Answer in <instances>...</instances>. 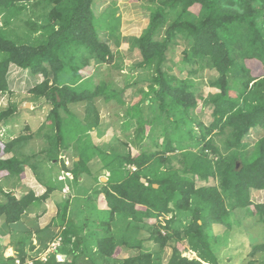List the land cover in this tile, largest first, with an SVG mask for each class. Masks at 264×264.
Instances as JSON below:
<instances>
[{
  "label": "trees",
  "instance_id": "trees-1",
  "mask_svg": "<svg viewBox=\"0 0 264 264\" xmlns=\"http://www.w3.org/2000/svg\"><path fill=\"white\" fill-rule=\"evenodd\" d=\"M94 1L0 0V92L8 89L6 75L11 63L42 74V81L30 92L50 105L46 123L39 127L50 131L44 133L50 148L43 150V158L52 167L61 162L63 169L71 173L70 178L57 176L58 188L62 190L63 180L72 188L71 179L76 183L83 174L91 176L94 165L103 163L109 170L103 187L93 191L94 197L102 193L109 207L108 216L99 221L106 231L100 238L85 235L95 242L97 250L92 255L101 258L102 264H162L161 251L142 248L137 255L117 261L121 245L138 241L136 237L143 232L160 249L170 245L167 264H219L216 248L229 232L216 237L210 233L211 225L220 223L232 229L235 224L244 225L248 216L254 217L250 218L249 228L255 223L264 224V203L250 199L252 189H264V0H147V25L138 37H133L131 45L135 44L140 53L136 67L154 72L147 77L146 89L133 91L140 98L129 106L123 123L127 130L128 117L135 118L130 139L139 152L133 155L129 149L124 150L122 146L125 148L127 143H119L115 137L108 144L109 151L107 146L87 143L75 155L77 161L71 159V166H66L61 155L68 154L64 149L68 147L69 134L76 130L79 138L81 132L98 125L95 100L122 101L123 92L116 88V78L108 74L109 68L105 73L100 67L114 60L99 30L114 34L105 25L117 20L118 28L117 8L111 12L107 9L102 23L95 17ZM18 29L19 35L15 32ZM40 30V36H33ZM181 44L184 67L176 76L164 64L171 49ZM79 54L80 59H76ZM91 61L99 72L98 82L96 74L82 71ZM197 70L213 74L207 83L215 91L205 98L192 77ZM198 101L210 109L208 125L193 114ZM73 104H86L87 116L84 122L72 119L70 128L66 118ZM147 109L151 117L144 112ZM16 110L13 103L0 110L1 126ZM255 131H261V135L250 141ZM222 135L226 139L220 146L216 139ZM29 137H0V177L20 179L24 174L30 160L23 147ZM8 153L12 154L7 156ZM132 164L136 166L134 171L127 169ZM33 165L37 170L39 164ZM209 177L215 180L212 184L198 186V180ZM44 182L47 190L43 197L56 189L51 179ZM0 191L5 197L0 201V215L6 224L18 221L37 199L33 191L20 198L11 191L3 192L1 185ZM90 199L91 196L87 202ZM67 206L68 203L60 213L62 224ZM240 209L246 212L245 217L234 215ZM69 225L57 234L34 229L41 243L42 237L50 241L61 238L54 252L48 253L45 260L34 259V264H79L81 255L91 254L87 239L83 240L76 226ZM183 241L187 249L196 253L195 257L182 255L179 246ZM57 253L65 259L57 260ZM249 253V264H264V241L253 242ZM25 255L19 248L18 257L24 260ZM13 259L0 264H11ZM90 262L101 264L91 258Z\"/></svg>",
  "mask_w": 264,
  "mask_h": 264
},
{
  "label": "crops",
  "instance_id": "crops-1",
  "mask_svg": "<svg viewBox=\"0 0 264 264\" xmlns=\"http://www.w3.org/2000/svg\"><path fill=\"white\" fill-rule=\"evenodd\" d=\"M95 2V1H94ZM119 5H122V0H118ZM95 4L93 3V11L95 14L96 19L99 18L104 11L106 10V7L103 11H100L99 7L97 10L94 8ZM124 10H127L129 7L128 5H122ZM137 6V4H135ZM37 10V9H36ZM102 10V9H101ZM39 11H42L41 8H39ZM115 15L119 18V24L117 28V37H111L107 31L105 30H99V36L101 40L106 41L107 44L109 45L111 53L114 55V60L113 64H115L116 67L119 69H112L114 71V78L116 82V88L119 90V92H123L122 94V101L120 99H113L109 101H105L104 99H97L95 100V105L98 108V114H99V122L98 125L95 127L90 128V130H86L81 132L79 138L76 135V137H71V139H68V147L67 149H64L68 153L65 155L70 160V164L66 166H71V159L77 161V157L75 155L81 151L84 150L85 145L89 142H91L93 145L97 146H107V151H109L110 146L108 143H105L106 140L108 139H103L101 143H96L94 140V135L99 136V138H103L107 136L108 129L104 128L103 126L105 123L104 121L101 120V114L102 112L106 111L105 107L111 108V107H116L114 110L115 114L119 113L120 117V122H118L119 125V131L120 133L123 134L124 138H127L128 141H126L127 145L124 150L129 149L130 151H135L136 153L139 152V150L134 146V144L131 142L130 137L134 135V130L136 126L135 118H129L130 120V127L129 129L125 130L123 127V123L125 121V118L127 117V111L129 106H132L135 104L138 99L140 98L139 94H133L134 90L137 89H146L147 86V78L142 79V78H137V80H128L127 75L130 73L131 76H138L142 74L143 72L151 73L153 74L151 70L149 69H140L136 67V64L140 61V53L139 49L135 47L134 45H131L133 37H138L143 28L147 25L146 24L142 27V29L138 33H133L131 28L127 29V24H126V17L124 14L121 13H115ZM136 23V20L132 21L130 24ZM127 30H129L127 32ZM38 33H34L33 36H37ZM118 41V42H117ZM120 50V51H119ZM119 52H121L122 57H124L126 60L130 61V67L128 69H122L120 64H117L118 58H119ZM82 54V53H81ZM165 67H170L172 66V61H171V55L168 56V60L165 61ZM114 66V65H112ZM101 70L104 71L105 73L107 72V69H104V65L100 66ZM86 69H90L89 71H86ZM169 70V69H166ZM83 72H91L96 74L97 76L95 77V81L98 82L100 79L99 72L94 68L92 61L91 63L85 67V69H82ZM110 72L108 71V74ZM7 84H8V89L7 91L3 92L4 97L0 96V107H3L1 105L4 104V102H7L8 106L10 103H13L16 107L17 110L21 107L32 110L37 107H41L42 105L45 106L46 104H49L48 102L44 101V99H38L35 98L34 95L30 92L38 83H40L43 79V76L41 73H34L28 68H22L19 67L15 64H10L8 67L7 71ZM129 95V96H128ZM128 96V98H127ZM14 98H19L15 99ZM118 105V109H117ZM29 106V107H27ZM42 106V107H43ZM5 108V107H4ZM68 115L69 113L76 114L77 118H73V122H78L82 121L84 122V119L86 120L87 116V105L86 104H76V105H71L68 107ZM3 109V108H2ZM16 110V112H17ZM38 110V109H36ZM118 110V111H117ZM114 114V115H115ZM67 115L68 119L66 123H71L72 120L71 118L69 119V116ZM116 116V115H115ZM125 116V117H124ZM118 117L114 120V122H117ZM43 120L41 119V124L37 127V130L33 131L30 130L32 133H28L30 135L29 140L26 142V144H33L32 139L34 138H40V141H38L39 151L35 150V147H31V150L34 149L33 153L27 156L28 152L26 149L24 150L25 155L29 158V163L26 164L25 169H24V175L25 178L28 180L27 182L18 179V180H8V178H3L0 177V185L2 188L3 192L11 191L13 194L14 189H17L18 194L16 195V192L13 194L16 198H20L21 196L25 195L28 191H33L34 195L37 197V199L34 201L36 203H39V206L35 208V205H33L30 210L27 212H24L21 216V218L10 224H6L4 221V217L0 215V262H8L11 258L13 259L15 256H18V250L19 248H23L26 255L25 257H35L36 253L38 252L37 250L41 248L39 254H44V250L48 247V244L51 242L49 238L44 239L42 237V243L37 239L36 233L34 232L35 228H39L40 230L42 229H47L49 230L50 234H57L59 231L63 229V227L68 223V225H74L79 229V232L82 236L88 235L86 232V226L85 228L82 227V225L89 224L91 223V227L93 230L90 232V235L93 234L95 235L96 232L99 230L100 224V213H105V211H108L109 207L104 201V195L102 193H98L96 197L93 195V191L96 189H101L103 187V184L106 183L108 176H109V170L105 168V166H99V165H94L93 172L91 176L88 174H83L79 179L78 182L74 183L72 182V188L70 187L69 183L64 181V184H68L69 186V192L67 194H64L58 186H60V183L57 182V172L56 170L54 173L52 172L53 169L49 168V163L48 161L43 158L45 155L42 154L43 150L45 148H50V143L47 142L46 136L42 132L38 131L39 127L42 124ZM44 122H46L44 120ZM4 125V124H3ZM19 128V127H18ZM17 128V129H18ZM124 129V130H123ZM20 131V130H18ZM95 132V134H93ZM257 132V131H255ZM18 132H15V136H18ZM84 134V136H83ZM20 135V134H19ZM73 135V134H72ZM114 136V135H112ZM11 137V138H14ZM81 137V138H80ZM115 137V136H114ZM89 138V139H88ZM81 139V140H80ZM111 139V138H110ZM26 146V145H25ZM24 146V147H25ZM23 147V148H24ZM119 150H123L120 145H118ZM63 152V151H62ZM61 152V153H62ZM12 153L6 154L7 156H10ZM36 154H41L42 156L36 160ZM33 158V161H31ZM44 159V163H39L40 160ZM96 160V158L94 159ZM33 163H36L37 165L39 164V167L37 170L35 169V166ZM93 163V161L91 162ZM57 164V163H56ZM65 164V163H64ZM131 166L135 165H129L127 166V169L130 171H134L131 169ZM136 167V166H135ZM62 170L60 171H65L63 167L61 168ZM97 178V180H96ZM47 179H51L52 182L54 183V187L56 189H52L47 192L46 196L43 197V194L47 190L46 183L44 182L47 181ZM35 182L34 184L39 185L40 189L42 191H39V193H35L34 187L31 186V183ZM71 181V180H70ZM62 185V186H63ZM34 188V189H33ZM1 193V191H0ZM0 201L2 199H5L3 194H0ZM3 196V197H2ZM91 196L93 199H90L91 201L87 202V198ZM250 199L252 200L253 203H264V189H252L250 191ZM76 200V201H75ZM33 202V203H34ZM68 203L67 206V214H66V221L64 224L60 222V213L64 207V205ZM89 203V204H88ZM73 204H76L73 206ZM92 206H88V205ZM94 208L93 213H95L98 218L95 215L90 216V218L86 215V210H90L89 208ZM78 210H82L81 215H79L77 212ZM38 215H41V219H38ZM234 215L237 217H245L246 212H243L241 209L240 210H235ZM168 217V216H167ZM77 218V220H75ZM70 220L73 223H69ZM78 220H80L78 222ZM250 222V221H249ZM251 223V222H250ZM69 225V226H70ZM115 224L111 227V230L114 229ZM219 230L220 232H217ZM227 232V227L223 226L220 223H214L211 225L210 228V233L216 237L222 238ZM103 233V232H100ZM49 237V236H48ZM138 241L133 240L129 245H121L120 251L118 252V255L116 256L117 261L119 259H124L130 256H135L137 255L141 248L147 251L151 252H159L161 251V258H162V264H167L170 255H171V247L170 245H166L164 248L160 249L157 245L156 242H154L148 234L142 233L139 236L136 237ZM222 245L216 248L217 249V256H218V261L219 264H224L220 262V256L219 254H222L226 248L229 245V239L224 243V240H221ZM254 240L252 241V243ZM249 248V252L251 251V245ZM84 244V243H83ZM184 246H186L185 241L182 242ZM140 245V246H139ZM33 246V248H31ZM230 246V245H229ZM89 249H91V254L92 255L94 252L97 250V246L95 242L89 243ZM83 248V246H81ZM188 256L189 258H193L196 256V253L189 250ZM187 251V252H188ZM43 252V253H42ZM123 252H129V255H124ZM248 252V254H250ZM251 257V255H249ZM252 258V257H251ZM79 264H90L89 260V253L80 256L79 257ZM251 260V259H250ZM249 260V261H250ZM230 261V260H229ZM249 261L247 264H249Z\"/></svg>",
  "mask_w": 264,
  "mask_h": 264
},
{
  "label": "rangeland",
  "instance_id": "rangeland-1",
  "mask_svg": "<svg viewBox=\"0 0 264 264\" xmlns=\"http://www.w3.org/2000/svg\"><path fill=\"white\" fill-rule=\"evenodd\" d=\"M122 3H123L122 5H128L129 8L127 10H124L123 6L119 5L118 0H114V1L113 0H95L94 8L97 10V8L99 7L100 11H103L106 7V10L104 11V13L107 11V9L109 12H111L115 8H117V10H115V13L124 14V16L126 17V24L128 25L127 29L132 27L131 31L133 33H138L142 29V27L146 24V22L148 21L149 10L147 9V4L149 2L147 0H143V1L122 0ZM135 4H137V6H135ZM28 13H30V12H28ZM104 13L99 18H97V19L101 18L100 21H102V23H103L102 16L104 15ZM134 20H136V23L130 24ZM110 24H111V26H110ZM116 24H117V20L110 21L109 24L107 23L105 25V27H109L110 30L114 33V34H111L110 36L115 37V38H117L115 36V34H118ZM101 26H103V24ZM20 30L21 29H18L15 32H17V34L19 35ZM22 31L24 32L23 29H22ZM128 31L129 30H127V32ZM9 32H10V30H9ZM11 33H9V35ZM40 33H41V30L39 31L37 36H40ZM12 34L14 35L13 39L17 40V38L15 37L16 34H14V33H12ZM21 34L23 35V33H21ZM9 35H6V36H9ZM42 36H44V34ZM183 46L184 45L181 44V46L178 45V46H175L173 49H171L170 55H171L172 66H170L169 70H168L170 72V74H174L177 76V75L181 74V72H182L180 69H182L184 67V64L182 63ZM76 59H80V54L76 57ZM108 64L109 65L103 64L105 67L104 69L109 68V72L111 74H114V71L112 69H119L118 67L111 66V65H114L113 61L108 63ZM117 64H120L122 69H128V67H130V61H128L124 57H122L121 52H119V58H118ZM212 75H213L212 72L207 71V70H204L202 72L197 70L196 73L194 75H192L194 81L196 82V87L197 88L199 87V89L201 90L202 97H204V98L207 97L208 93L215 91V89L210 87L207 83V81L209 80L208 78L211 77ZM108 76H111V75H108ZM150 76H151V73H147V72H143L142 74H140L138 76H134V77L131 76L130 73L127 75L128 80H131L132 78H134L133 80H135V79L137 80V78L145 79V78L150 77ZM128 96H127V98H128ZM15 99H19V98H14L13 100H15ZM6 105H7V102H4V104L1 105L3 107H0V110L4 107H7ZM42 106L41 107L39 106V107L32 109V110H28V109H25L23 107L19 108L17 110V112L14 113L12 115V117H10L4 125L1 126V124H0V137L4 140H7L11 137H14L15 132H18L17 133L18 135L19 134H28V133L33 134L34 132H30V130H33V131L37 130V127L39 126V124H41V119L43 120L42 124L46 123V122H44V120L46 121V114L48 113V111L50 109V105L46 104L45 106H43V107ZM27 107H29V106H27ZM36 109H38V110H36ZM115 109H116V107H111L110 109L105 107L106 111L102 112L100 118H101V120L104 121L103 123H105V125L103 127L108 129V132H107V136H105L103 138H99V136L94 135L93 138H94L96 143H101L103 141V139L105 138V139H108V140H106L105 143L110 144L114 141L113 138H115V137H117L118 140H120L119 143L120 142L126 143V141H128V139L124 138L123 134L120 133V131H119L118 122H120V117H122V116H119L120 111L118 112V114H115L114 113ZM117 109H118V105H117ZM148 109L145 110L144 112L146 114H148L149 117H151L152 113ZM192 111H193V114H195V115L197 114V116H199V118H201V120L205 124L208 125L210 123V121H211L210 109L208 107L203 108L200 105V101H198V105ZM146 114L143 115L144 118L146 117ZM68 116H69V119L71 118V120L73 118H77L76 114H72V113H69ZM117 117H118L117 122H114V120ZM69 127L73 128L71 123H69ZM195 127H196V125H195ZM18 130H20V131H18ZM39 131L43 132L42 135L44 133L45 134L50 133V131H48L46 129V127L39 128ZM196 131L198 132V129ZM74 132H75V134H73V135L71 133L69 134L70 139H71V137H76V135L78 134V132L76 130H74ZM260 132L261 131L253 132L252 135L250 136L249 140L253 141V140L257 139L261 135ZM93 134H95V132H93ZM112 135H114L115 137ZM225 139H226V135H222V137L216 139V143L218 145L222 146V143ZM38 141H40V138H34V139H32V142H31L33 144H25L26 146L23 148V151L26 149V151L28 152L27 156H29L30 154L33 153L34 149L31 150L32 146L35 147L36 151H39L40 146L37 145ZM122 148H124V147L122 146ZM131 153H132V151H131ZM132 154L134 155L137 153L135 151H133ZM41 156H42L41 154H36V160L39 159ZM94 159H95V157L91 158V160H93L95 162ZM31 161H33V158ZM44 162H45L44 159H42L39 163H44ZM69 164H70V160H69ZM101 165L104 166L103 163ZM49 168L53 169V171H52L53 173L56 170H58L57 175H60L61 178L65 175V173H66L65 171H67V170L60 171V170H62L61 169L62 168L61 162H57V164L54 167H52L51 164H49ZM20 178H21V180H23L25 182L28 181L25 178L24 174H22V176ZM14 180H18V179L15 178ZM213 181H214V179L211 178V182H213ZM71 182H73L72 179H71ZM34 183L35 182L33 181V183H31V186L36 185ZM39 187H40L39 185L36 186V189L34 190L35 193H39V191H42ZM56 187H57V185H56ZM14 191L16 192V195H17L18 194L17 189L16 190L14 189ZM15 192H13V194ZM33 205H35V208H37L39 206V203L34 202ZM75 205L76 204H73V206H75ZM76 212H77V210H76ZM81 212H82V210H78L77 213L79 215H81ZM86 215L89 218L92 215H95L98 218V216L95 213H93L91 210H89V211L86 210ZM105 215L108 216L107 211H105V213L102 212L99 214V216H105ZM37 217H38V219H41V215H38ZM248 217H246L244 225L243 224H241V225L235 224V225H233L232 229L227 228V231L229 232V234L225 237L226 239L224 241H227V239H229V245L230 246L228 245L226 250L222 254H219L220 262H222L224 264H247V262L250 259H252L248 254L250 244L252 243V241L253 240H254V242L264 241V224L263 223H255L254 226L249 228V225H250L249 221H251L250 218H254V217L253 216H250L249 218ZM75 220H77V218ZM79 221L80 220H78V222ZM85 226H86V232L88 233V235H90V232L93 230V228L91 227V223L82 225V227H84V228H85ZM98 228H99V230H98V232L95 233L94 236L100 238V237H102V234L106 231L105 225L101 224ZM246 228L249 230H247ZM100 232H103V233H100ZM217 232H220V231L217 230ZM96 237H94V238H96ZM83 240H86V243H88L87 246H89V243H91V239L88 238V236H84ZM92 241H93V239H92ZM215 245H216V243H212L213 247ZM218 245L221 246L222 242H219ZM179 248L183 252L182 253L183 255L190 257V256H188L189 251H188L186 246L181 244V246H179ZM40 250H41V248H39L37 250L38 252L36 253L35 257L39 256ZM43 251H45V250L43 249ZM123 253H124V255H129V252H123ZM40 255H43V254H40ZM89 257L92 260L96 259L99 262H101V260H102L101 258L100 259L96 258L95 255H89ZM62 258H64V256ZM90 258H89V260H90ZM104 262H105L104 264H108L106 261H104ZM90 264H91V262H90ZM101 264H102V262H101Z\"/></svg>",
  "mask_w": 264,
  "mask_h": 264
},
{
  "label": "built area",
  "instance_id": "built-area-1",
  "mask_svg": "<svg viewBox=\"0 0 264 264\" xmlns=\"http://www.w3.org/2000/svg\"><path fill=\"white\" fill-rule=\"evenodd\" d=\"M0 96L1 97H4V94H2V92H0ZM61 158L64 159V163L65 165H69V159L65 156H62L61 155ZM131 169L132 170H135L136 167L135 166H131ZM65 175L61 178L60 175L59 177L61 179H64V177H67V178H70L71 177V173L69 171H65ZM37 185H33L32 187L36 188ZM62 191L63 193H67L69 191V186L68 184H65L62 188ZM60 240L61 238L58 236L56 239H54L52 242L49 243L47 249L44 251V254L43 255H40L37 257H26L24 258V260H22L20 257L18 256H15L14 259H13V262L11 264H34V259H37V258H40L42 260H45L46 258V255L50 252H53L59 245H60ZM57 258L60 259V255H57Z\"/></svg>",
  "mask_w": 264,
  "mask_h": 264
},
{
  "label": "clouds",
  "instance_id": "clouds-1",
  "mask_svg": "<svg viewBox=\"0 0 264 264\" xmlns=\"http://www.w3.org/2000/svg\"><path fill=\"white\" fill-rule=\"evenodd\" d=\"M11 64H13V63H11ZM211 178H212V177H209L208 180H203V181H202V180H198V182H197V183H198V186H200V185H210V184H212L215 180H214L213 182H211ZM213 179H214V178H213ZM168 217H169V216H168ZM168 217L166 216V218H168ZM160 220H163V217H162V216H160ZM55 239H56V238H55ZM51 242H52V241H51ZM60 243H61V240H60ZM48 245H49V244H48ZM59 246H60V245H59ZM59 246H58V247H59ZM56 249H57V248H56ZM56 249H55V250H56ZM55 250H54V251H55ZM54 251H53V252H54ZM50 253H52V252H50ZM57 255H60L61 258L58 259V258H57ZM182 255H183V254H182ZM63 256H64V255H62V254H60V253H57V254H56V258H57V260H59V261H63V260L65 259V256H64V258H62ZM184 256H186V255H184ZM186 257H187V256H186Z\"/></svg>",
  "mask_w": 264,
  "mask_h": 264
},
{
  "label": "water",
  "instance_id": "water-1",
  "mask_svg": "<svg viewBox=\"0 0 264 264\" xmlns=\"http://www.w3.org/2000/svg\"><path fill=\"white\" fill-rule=\"evenodd\" d=\"M156 186V185H155Z\"/></svg>",
  "mask_w": 264,
  "mask_h": 264
}]
</instances>
